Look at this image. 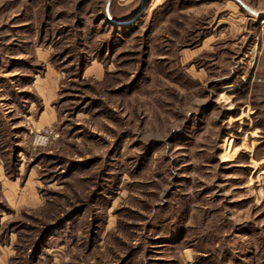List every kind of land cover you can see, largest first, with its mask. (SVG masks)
<instances>
[{
	"label": "rangeland",
	"instance_id": "obj_1",
	"mask_svg": "<svg viewBox=\"0 0 264 264\" xmlns=\"http://www.w3.org/2000/svg\"><path fill=\"white\" fill-rule=\"evenodd\" d=\"M0 264H264V0H0Z\"/></svg>",
	"mask_w": 264,
	"mask_h": 264
},
{
	"label": "water",
	"instance_id": "obj_2",
	"mask_svg": "<svg viewBox=\"0 0 264 264\" xmlns=\"http://www.w3.org/2000/svg\"><path fill=\"white\" fill-rule=\"evenodd\" d=\"M108 1H110V0H108ZM234 1H237V0H234ZM243 7L246 9V10H248L244 5H243ZM249 11V10H248Z\"/></svg>",
	"mask_w": 264,
	"mask_h": 264
}]
</instances>
